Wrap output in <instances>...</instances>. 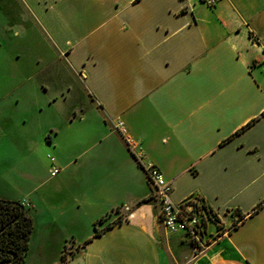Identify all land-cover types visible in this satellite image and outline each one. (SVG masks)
Segmentation results:
<instances>
[{"label": "crops", "instance_id": "1", "mask_svg": "<svg viewBox=\"0 0 264 264\" xmlns=\"http://www.w3.org/2000/svg\"><path fill=\"white\" fill-rule=\"evenodd\" d=\"M0 10L18 36L38 27L55 48L43 85L62 108L59 127L40 126L56 148L49 175L1 197L34 219L24 264H264V0H0ZM126 137L175 203L198 196L218 217L206 246L166 230Z\"/></svg>", "mask_w": 264, "mask_h": 264}, {"label": "rangeland", "instance_id": "2", "mask_svg": "<svg viewBox=\"0 0 264 264\" xmlns=\"http://www.w3.org/2000/svg\"><path fill=\"white\" fill-rule=\"evenodd\" d=\"M13 23L11 14L0 10V143H21L14 150L0 149V197L27 194L34 182L49 175L56 148L48 142L49 132L46 144L41 139L40 126L62 124V108L46 104L54 91L43 85L49 83L43 68L55 59L56 50L38 27L31 37H22L17 34L22 28ZM213 230L209 224L208 232Z\"/></svg>", "mask_w": 264, "mask_h": 264}, {"label": "built area", "instance_id": "3", "mask_svg": "<svg viewBox=\"0 0 264 264\" xmlns=\"http://www.w3.org/2000/svg\"><path fill=\"white\" fill-rule=\"evenodd\" d=\"M207 3L212 6L215 0H207ZM122 126L123 124L119 122L115 125V129ZM126 142L134 159L146 174L153 195L160 203V218L166 230L170 233H184L196 250L206 246L208 238L215 237L208 232L209 224L213 222L214 212L198 196H191L180 203H175L171 198L172 184L155 163L147 160L142 143L132 137H126ZM59 172V167L53 162L52 176Z\"/></svg>", "mask_w": 264, "mask_h": 264}, {"label": "trees", "instance_id": "4", "mask_svg": "<svg viewBox=\"0 0 264 264\" xmlns=\"http://www.w3.org/2000/svg\"><path fill=\"white\" fill-rule=\"evenodd\" d=\"M237 215L240 221L244 218L240 213ZM217 221L213 214L212 223ZM33 228L34 219L22 202L0 197V264H24Z\"/></svg>", "mask_w": 264, "mask_h": 264}]
</instances>
